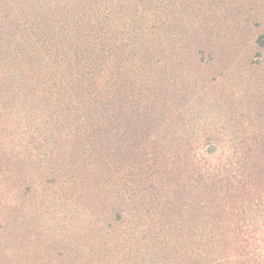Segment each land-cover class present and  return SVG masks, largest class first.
Returning <instances> with one entry per match:
<instances>
[{"label": "trees", "instance_id": "obj_1", "mask_svg": "<svg viewBox=\"0 0 264 264\" xmlns=\"http://www.w3.org/2000/svg\"><path fill=\"white\" fill-rule=\"evenodd\" d=\"M0 264H264V0H0Z\"/></svg>", "mask_w": 264, "mask_h": 264}]
</instances>
